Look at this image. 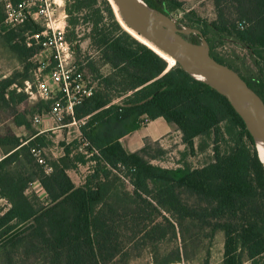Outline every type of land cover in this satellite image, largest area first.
Returning <instances> with one entry per match:
<instances>
[{
  "label": "trees",
  "instance_id": "obj_1",
  "mask_svg": "<svg viewBox=\"0 0 264 264\" xmlns=\"http://www.w3.org/2000/svg\"><path fill=\"white\" fill-rule=\"evenodd\" d=\"M11 1L18 4L22 0ZM102 2L118 29L117 19L127 28L122 33L133 46L120 38L102 36V58L125 78L118 83L120 76L109 77L107 85L117 84L115 96H104L95 89L75 106L74 116L66 119L69 122L65 123L84 120L79 126L80 145L87 144L84 150L93 165L76 186L68 174L76 166L70 150H65L57 163L49 162L54 170L46 174L32 155V149L46 145V134H38L33 118L49 114L53 100L40 102L37 108L43 110L16 112L15 127L34 138L28 140L14 131L0 134L4 155L0 199L10 205L0 217V264H128L132 244H156L178 232L184 239L189 235L190 241L202 242L219 231L225 234L223 264L256 263L264 255V168L245 123L224 95L131 30L112 0ZM144 2L165 13L161 6L182 7L179 0ZM214 2L217 31L254 55L264 51V0ZM67 11L71 14L70 8ZM6 17L0 11V27ZM6 27L1 35L11 50L20 60L30 58L31 49L17 42L14 30ZM243 79L264 99L261 84ZM13 86L21 87L11 78L0 80V111L27 100ZM116 99L119 103H114ZM157 119L175 125L182 144L191 151L197 139L213 136V163L200 168L155 166L145 158L151 143L128 154L120 140L146 121ZM35 182L46 192V203L32 193L27 195ZM127 185L132 192H126ZM182 259L178 251L175 259L162 264H178Z\"/></svg>",
  "mask_w": 264,
  "mask_h": 264
},
{
  "label": "rangeland",
  "instance_id": "obj_2",
  "mask_svg": "<svg viewBox=\"0 0 264 264\" xmlns=\"http://www.w3.org/2000/svg\"><path fill=\"white\" fill-rule=\"evenodd\" d=\"M55 1L58 9L56 16L61 13H65L67 16L66 38L72 43L75 63L83 70L87 79L86 83L93 87V92L96 89L104 96H115L114 90H116L117 84L107 85L106 81L109 77L116 79L117 76H120L117 77L119 83L124 80L125 76L115 73L112 67L104 61L102 58L103 47L99 45V42L102 36H106L110 39L120 38L126 45L131 46V41L122 33L126 32L127 28L124 29L117 19L121 31L118 29L102 0ZM179 1L182 3V7L177 10H174L170 4L160 5L166 11V13L161 12L162 14L172 20H177V34L194 43H200L202 38H205L207 46L215 57L224 61L226 65L232 67L248 81L261 84L264 92V51L253 55L247 47L214 28V24L218 20L214 0ZM68 8H70L71 14L67 11ZM0 11L6 15L2 0H0ZM98 23L99 25H97ZM5 26L14 30L17 42H24L27 48L31 49L32 56L30 55V58L24 57L20 60L11 50L5 37L1 35V30ZM19 27L21 28L19 29ZM43 28L42 21L32 20L16 27L5 22L0 27V80L13 79L21 87L13 86L12 90H18L27 95V100L24 102L16 103L9 109L0 111V134H6L7 131H16L18 135L25 134V130L18 129L14 125L16 112L20 114L43 110L37 106L40 102H47V100L32 99L26 91L28 84L33 91H36L37 76L41 79L46 78L53 92L58 90V86L48 78L49 68L40 69L43 64L46 66L53 64L51 52L43 50L34 40H31V47L27 45L28 38ZM114 103H119V101L116 99ZM70 117L72 116H64L62 122H69L66 119ZM81 124L83 122L71 125L64 131L46 133V145L43 147L48 162L53 164L64 157L65 150H70V159L76 166L70 172L78 184L85 180L89 167L93 165L90 162L91 156L85 152V147L80 145L82 141L79 126ZM33 127L36 128L34 124ZM226 140H228L227 137ZM222 146L224 145L222 144ZM145 158L151 164L166 169H177L184 165L200 168L214 161V137L197 139L195 149L191 151L182 144L179 133L175 132L163 138L161 142L151 143L147 146ZM132 190V186H126V192H132ZM192 202L196 203L197 201L192 199ZM206 232L210 233L209 230ZM164 235L165 232L161 236ZM203 236L205 234L201 235V237ZM129 248L128 264H162L170 259H175L178 251L181 252L183 258L178 264H223L225 234L219 231L211 239L205 238L201 242L198 239L190 241L189 235L184 239L183 235L178 232L177 236L166 235L156 244L147 241L137 245L132 244ZM244 264H264V255L259 257L256 263L246 261Z\"/></svg>",
  "mask_w": 264,
  "mask_h": 264
},
{
  "label": "built area",
  "instance_id": "obj_3",
  "mask_svg": "<svg viewBox=\"0 0 264 264\" xmlns=\"http://www.w3.org/2000/svg\"><path fill=\"white\" fill-rule=\"evenodd\" d=\"M2 1L7 16L6 23L16 27L31 20L43 22V30L32 34L28 38L27 45L31 47V40H34L53 56L54 65L43 64L40 69L49 68L48 78L58 86V90L53 92L48 80L39 76H37L36 91H33L29 84L26 88L32 99L53 100L51 112L47 115L34 116L33 124L40 125L45 117L62 120L64 116H74L75 106L92 96L93 87L86 83L83 73L79 72V65L75 63L73 47L66 38V14L61 13L56 16L58 9L55 0H22L18 4H14L11 0ZM174 21L177 23L176 19ZM81 122L84 120L79 121L78 124ZM32 155L46 174L53 172V166L48 162L43 149H32ZM3 158L4 155L0 152V161Z\"/></svg>",
  "mask_w": 264,
  "mask_h": 264
},
{
  "label": "water",
  "instance_id": "obj_4",
  "mask_svg": "<svg viewBox=\"0 0 264 264\" xmlns=\"http://www.w3.org/2000/svg\"><path fill=\"white\" fill-rule=\"evenodd\" d=\"M112 1L118 7L124 22L131 30L143 37L146 41L152 43L164 54L172 57L178 65L191 76L224 95L235 112L245 123L256 147L259 146L264 152V99L249 86L237 71L219 62L212 55L211 50L206 44L205 38H202L200 43H194L185 40L178 34L159 33L138 15L134 7L136 0ZM142 2L144 1L142 0ZM161 57L165 59L163 56ZM188 68H195L208 72L211 73L212 76L210 79H200L192 75L188 71ZM216 77H221L223 81L222 91H219L210 84V81ZM245 103L252 108L253 112L256 114L257 120H254L248 114L244 108ZM257 153L264 168V158L261 156L258 149Z\"/></svg>",
  "mask_w": 264,
  "mask_h": 264
},
{
  "label": "crops",
  "instance_id": "obj_5",
  "mask_svg": "<svg viewBox=\"0 0 264 264\" xmlns=\"http://www.w3.org/2000/svg\"><path fill=\"white\" fill-rule=\"evenodd\" d=\"M78 123L79 121H77L76 123H64L58 118L45 117V120L40 125L35 126V130L38 132V134H46L50 131H64L69 126L74 124L77 125ZM18 129L24 130L23 128ZM25 132V134L18 135L15 131L18 136L24 135L22 137H25L28 140L34 138V136L28 134L26 130ZM175 132L179 133L182 142L181 132L175 125L169 124L163 119H157L154 121H146L142 128L126 135L120 140V142L122 144V147L128 154H134L141 151L146 146V144L161 142L163 138ZM68 174L76 186H79L83 183L82 181L79 184L78 182L76 183V180L72 177L70 171L68 172ZM29 193L36 195L40 201L46 203L47 194L39 182H35L31 185L30 189L27 192V195H29ZM9 209L10 205L8 204V202L5 199H0V217L3 216Z\"/></svg>",
  "mask_w": 264,
  "mask_h": 264
},
{
  "label": "bare ground",
  "instance_id": "obj_6",
  "mask_svg": "<svg viewBox=\"0 0 264 264\" xmlns=\"http://www.w3.org/2000/svg\"><path fill=\"white\" fill-rule=\"evenodd\" d=\"M134 7L138 15H140L154 30L162 34L163 33L177 34L178 29H177V26L174 20L170 19L169 17L165 16L164 14H162L161 12L157 10H152L144 2H142V0H136ZM188 71L192 75L200 79L206 80V79H210L212 76L211 73L204 72V71H201L195 68H188ZM210 84L214 86L215 88H217L219 91L223 90V81L221 77L214 78L213 80L210 81ZM244 108L254 120H257L256 114L253 112L252 108L248 104L245 103ZM256 149L259 150L261 156L264 158L263 150L259 146H257Z\"/></svg>",
  "mask_w": 264,
  "mask_h": 264
}]
</instances>
